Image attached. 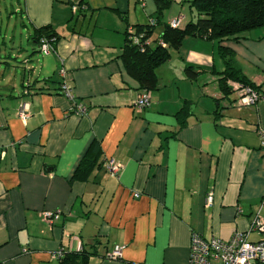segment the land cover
<instances>
[{
	"label": "crops",
	"instance_id": "crops-1",
	"mask_svg": "<svg viewBox=\"0 0 264 264\" xmlns=\"http://www.w3.org/2000/svg\"><path fill=\"white\" fill-rule=\"evenodd\" d=\"M157 1L169 3L165 24L196 19L192 0H15L8 13L19 22L0 19V264H58V250H84L88 264H188L193 236L264 238L250 229L264 223V100L240 106L234 88L224 97L215 40L190 36L170 50L149 106L133 109L142 92L120 58L125 33L148 26ZM47 26L58 41L44 56L33 38ZM221 45L264 95V28ZM63 80L83 115L55 91ZM21 104L25 121L17 117ZM184 107L190 114L180 126ZM93 142L96 164L85 181H71ZM107 159L122 164L117 177L104 169ZM42 211L61 212L52 231Z\"/></svg>",
	"mask_w": 264,
	"mask_h": 264
},
{
	"label": "trees",
	"instance_id": "trees-1",
	"mask_svg": "<svg viewBox=\"0 0 264 264\" xmlns=\"http://www.w3.org/2000/svg\"><path fill=\"white\" fill-rule=\"evenodd\" d=\"M80 3L78 5H81ZM168 6L169 3L166 1H157L153 24L133 28L137 34L144 33L145 38L151 40L150 47L146 46L142 51L139 46L134 45L125 36V44L120 58L124 71L137 82L142 93H150L156 89V69L169 60L170 50H177L184 39L190 36H200L208 41L215 40L217 42L218 56L225 66L224 71L219 74L217 84L224 97L232 94L234 83L249 87L254 92L259 91L260 88L248 80L237 65L234 52L221 45V42L224 40L235 41L244 33L264 28V0H192L189 7L196 19L187 23L183 28H171L169 23L165 24L162 21L163 12ZM156 27L162 29L159 37L154 36ZM41 38L51 42L53 51H56L58 35L53 29L49 26L36 29L33 40L37 46ZM159 41H163L166 47L161 48L158 45ZM185 71L186 76L190 79H196L199 75L198 72L190 68H186ZM62 82H58V87L55 88V91L61 95ZM74 102H76L75 94ZM189 114L188 107L182 108L176 114L180 126H184ZM98 155L99 146L97 142H93L79 162L71 181H85L96 164ZM90 255L84 250L63 253L58 264H88Z\"/></svg>",
	"mask_w": 264,
	"mask_h": 264
},
{
	"label": "built area",
	"instance_id": "built-area-1",
	"mask_svg": "<svg viewBox=\"0 0 264 264\" xmlns=\"http://www.w3.org/2000/svg\"><path fill=\"white\" fill-rule=\"evenodd\" d=\"M76 10V6L72 7L73 12ZM150 24L152 25L153 22L151 21ZM179 25V19L169 21V26L171 28H178ZM144 35V33L137 34L133 28H128L126 31V38L131 40L134 45L139 46L142 51L146 46L150 47L152 44L151 40L146 39ZM158 45L161 48L166 47V44L163 41H159ZM52 46V43L45 38H41L38 42V50L44 56L50 55L54 52ZM64 71V69L60 71L62 78H65ZM232 86L238 94L240 106H253L259 101L264 100V95L252 91L249 87L237 83ZM61 93L71 102V109L75 114L83 115L86 112V107L83 104H77L74 102L72 86L69 85L66 80H63L62 82ZM149 102V93H142L134 102L133 109L136 112L141 113L149 106ZM17 117L22 121L27 120L29 112L26 104L20 105L17 111ZM258 135L261 139V145L264 146V130H259ZM103 167L110 176L117 177L122 169V164L114 159H107L105 160ZM211 200L212 196L209 194L206 197V204H209ZM39 217L40 221L48 226V230L52 231L54 223L61 219V212L42 211L39 214ZM250 229L256 230L264 235V223L259 220H256ZM63 253L64 251L58 250L56 251L55 256L59 259L62 257ZM120 256L121 249L116 247L111 253V258L115 260L119 259ZM188 264H264V238L257 242H250L245 233H237L227 241L216 238L206 241L198 236H193L190 242V257Z\"/></svg>",
	"mask_w": 264,
	"mask_h": 264
},
{
	"label": "rangeland",
	"instance_id": "rangeland-1",
	"mask_svg": "<svg viewBox=\"0 0 264 264\" xmlns=\"http://www.w3.org/2000/svg\"><path fill=\"white\" fill-rule=\"evenodd\" d=\"M14 5H16V2H15V0H0V11H1V17H0V19H1V22L3 23V24H5L6 23V17L8 16V14H10V13H8V12H10V9L14 6ZM12 17H11V20H10V23H12V24H14V23H17V22H19V19L17 18V17H15V15L14 14H10ZM3 29V28H2ZM21 29L20 28H17V32H18V37H19V34L21 33ZM252 32V31H251ZM18 41V40H17ZM9 48H10V46H8ZM25 47H26V43H25V41H23V48L25 49ZM3 50H5V49H7V48H2ZM35 65H36V63H35ZM21 69H23L22 68V66L21 65H18V68H17V71H18V73H19V78L21 77V75H22V73H23V71H21ZM59 72V71H58Z\"/></svg>",
	"mask_w": 264,
	"mask_h": 264
},
{
	"label": "bare ground",
	"instance_id": "bare-ground-1",
	"mask_svg": "<svg viewBox=\"0 0 264 264\" xmlns=\"http://www.w3.org/2000/svg\"><path fill=\"white\" fill-rule=\"evenodd\" d=\"M157 30V29H156Z\"/></svg>",
	"mask_w": 264,
	"mask_h": 264
}]
</instances>
